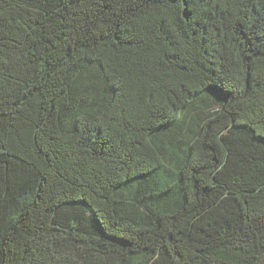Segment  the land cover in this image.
<instances>
[{
    "label": "trees",
    "instance_id": "trees-1",
    "mask_svg": "<svg viewBox=\"0 0 264 264\" xmlns=\"http://www.w3.org/2000/svg\"><path fill=\"white\" fill-rule=\"evenodd\" d=\"M0 264H264V0H0Z\"/></svg>",
    "mask_w": 264,
    "mask_h": 264
}]
</instances>
